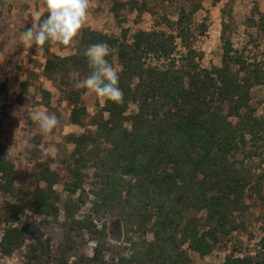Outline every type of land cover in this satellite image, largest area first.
<instances>
[{"label": "rangeland", "instance_id": "1", "mask_svg": "<svg viewBox=\"0 0 264 264\" xmlns=\"http://www.w3.org/2000/svg\"><path fill=\"white\" fill-rule=\"evenodd\" d=\"M182 10L186 14L180 23ZM37 11L44 13L41 0H0V143L5 149L0 161L8 160L17 172L11 192L0 193V243L9 227L24 234L11 255H3L0 249V264H136L130 257L136 246L153 241L151 224L144 225L135 206L131 207L134 212L128 208L122 186L117 188V198L106 199L101 189L107 190L108 197L111 186L117 187L116 179L109 183L107 178L98 180V169L89 166L82 171L79 190H66L74 166L73 137L94 133L95 123L108 117L102 98L77 87L78 79L88 75L84 65L90 45L84 43L83 35L86 30L95 31L117 40L112 63L119 74L123 69L120 49L138 55L145 60L140 61L145 68L155 67L159 72L172 64L182 70V56L192 49L197 70L210 71L223 66L225 44L229 43L234 54L251 65L250 77L253 69L264 70V0H90L85 26L74 42L69 46L46 44L51 55L45 51L42 56L35 46L30 49L20 41ZM137 33L172 44L175 62L164 64L146 50L135 51ZM48 59L53 62L49 71ZM232 68V75L247 78L246 71ZM75 73H79L78 79ZM148 82L145 74L133 77L129 84L142 93ZM75 100L88 109L82 126L72 122ZM45 109L55 113L60 123L53 132L42 135L31 113ZM138 110V104L131 103L127 115ZM229 111L226 104L223 114L227 116ZM247 114L262 126L254 137L246 135V145L227 161L231 177H240L238 189L244 191L245 208L232 216L239 230L218 234L207 256L188 251L191 264H223L228 256L255 257L263 250L264 82L251 86L247 104L229 120L240 127ZM44 173L57 178L54 189L59 212L50 216L42 215L34 204L37 188H48ZM186 224L196 226L199 233L214 231L217 226L207 211L196 209L185 212Z\"/></svg>", "mask_w": 264, "mask_h": 264}, {"label": "trees", "instance_id": "2", "mask_svg": "<svg viewBox=\"0 0 264 264\" xmlns=\"http://www.w3.org/2000/svg\"><path fill=\"white\" fill-rule=\"evenodd\" d=\"M185 14L182 10L180 23ZM83 40L87 45L106 42L113 49L107 57L113 65L116 39L86 30ZM134 41L135 51L146 50L158 62H175L174 47L168 41L154 40L145 33H137ZM45 51L51 55L47 45ZM119 54L123 68L119 87L124 102H105L103 111L108 117L95 123V132L73 137L74 166L66 190H79L84 179L82 171L89 166L98 169V180L107 178L109 183L116 179L117 187L111 186L108 197L102 187L106 199L117 198V188L122 186L128 208L135 206L144 225L151 224L153 241L136 246L130 260L136 264H191L188 251L207 256L218 234L239 230L232 216L245 208L244 191L238 189L240 177H231L228 156L245 146L246 135L254 137L262 125L248 114L240 127L229 118L247 104L251 86L263 85L264 70L253 69L249 77L251 65L243 56L234 54L229 43L225 44L223 66L210 71L197 70L192 49L182 56V70L172 64L161 72L155 67L145 68L140 62L144 59L129 54L127 49H120ZM52 64L48 59L46 70H51ZM84 66L89 73L88 65ZM233 66L246 71L247 78L240 80L232 75ZM145 74L149 82L139 93L129 81ZM131 103L138 104L139 110L127 115ZM226 104L230 107L227 116L223 114ZM87 114V107L75 100L72 122L82 126ZM4 151L0 143V154ZM46 174L43 180L48 188H37L34 204L42 215L50 216L59 212V196L54 189L56 176ZM16 177L10 162L1 160L0 193H10ZM8 206L14 208L12 204ZM190 209L207 211L210 220L217 223L215 230L199 233L196 226L184 225L185 212ZM23 235L19 228L9 227L0 243L1 253L11 255L21 245ZM223 264H264V247L255 257L231 255Z\"/></svg>", "mask_w": 264, "mask_h": 264}, {"label": "clouds", "instance_id": "3", "mask_svg": "<svg viewBox=\"0 0 264 264\" xmlns=\"http://www.w3.org/2000/svg\"><path fill=\"white\" fill-rule=\"evenodd\" d=\"M41 5L44 13L34 14V22L20 34V41L27 48L35 46V52L42 56L46 44L69 46L74 42L85 26L90 0H41ZM45 13L47 16L42 19ZM112 51L106 42L91 44L85 51L90 71L83 79H78L79 73H75V77L77 87L105 102L122 104L124 94L119 87V73L107 59ZM31 119L42 135L50 134L60 123L58 116L46 109L32 112Z\"/></svg>", "mask_w": 264, "mask_h": 264}]
</instances>
